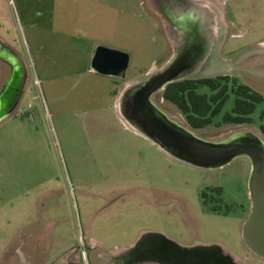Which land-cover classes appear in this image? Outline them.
<instances>
[{
	"label": "rangeland",
	"instance_id": "374dc122",
	"mask_svg": "<svg viewBox=\"0 0 264 264\" xmlns=\"http://www.w3.org/2000/svg\"><path fill=\"white\" fill-rule=\"evenodd\" d=\"M184 1L207 7L213 35L208 62L188 78L230 76L264 95V0ZM156 3L0 0V45L18 61L23 80L21 97L0 122V264H63L82 241L89 264H107L150 233L184 248L216 246L234 264H264L241 236L251 206L249 161L203 168L178 160L127 127L107 105L113 79L90 68L97 46L127 49V73L136 72L128 86L146 78L152 62L150 71L168 62L174 42ZM10 74L0 59V91ZM161 94L153 96L158 107L203 140L240 130L264 139V103L252 124L221 125L234 105L229 94L212 123L193 130ZM99 106L106 110L88 113ZM212 188L222 191L219 213L200 198L206 191L218 200Z\"/></svg>",
	"mask_w": 264,
	"mask_h": 264
},
{
	"label": "water",
	"instance_id": "95a60500",
	"mask_svg": "<svg viewBox=\"0 0 264 264\" xmlns=\"http://www.w3.org/2000/svg\"><path fill=\"white\" fill-rule=\"evenodd\" d=\"M196 9L204 11L202 6L194 5L187 12L195 17ZM210 21L212 23V19ZM205 57L206 53L201 52L195 57L183 58L175 51L161 68L151 71L146 78L135 81L123 90L119 114L132 129L158 143L168 154L194 166L215 168L236 158H246L250 163L247 189L251 206L241 236L247 249L264 259V139L250 130H240L219 141L203 140L169 118L153 100V96L168 84L187 79L198 72ZM0 59L11 67V74L0 95V101L5 97L8 99L0 113L2 119L19 97L23 80L18 61L1 45ZM129 62L128 53L97 46L90 68L97 74L124 80ZM119 260L120 264H234L216 246L184 248L158 233L143 236Z\"/></svg>",
	"mask_w": 264,
	"mask_h": 264
},
{
	"label": "trees",
	"instance_id": "16d2710c",
	"mask_svg": "<svg viewBox=\"0 0 264 264\" xmlns=\"http://www.w3.org/2000/svg\"><path fill=\"white\" fill-rule=\"evenodd\" d=\"M206 87L208 93H198L197 89ZM229 94L234 96V105L231 112L222 116L221 125H250L251 115L256 106L264 103V95L249 86L241 84L236 78L230 76H217L210 78H187L168 84L162 91L161 98L176 107L184 116L186 125L193 129H203L212 123L213 117L218 115L225 105ZM264 137V127H260ZM218 200L208 199L206 191L201 192L202 204L209 211L221 212L218 203L221 201L220 188H212L210 191ZM210 197H213L211 195ZM217 203V206L216 204ZM229 210V209H227ZM226 210L225 213L228 211Z\"/></svg>",
	"mask_w": 264,
	"mask_h": 264
},
{
	"label": "flooded vegetation",
	"instance_id": "af4514ba",
	"mask_svg": "<svg viewBox=\"0 0 264 264\" xmlns=\"http://www.w3.org/2000/svg\"><path fill=\"white\" fill-rule=\"evenodd\" d=\"M156 6L158 7V10L161 12L163 16L162 18L166 20L168 24L170 30V37L174 42L173 53L176 51V53H178L179 56L184 58V57H195L197 56V54H200L201 52H205L206 53L205 58H207L206 62H208L209 54L211 52V48L213 44L211 21L210 22L208 21L209 24L206 25L208 29V33H206L205 37L202 38L198 33L199 32L198 28H196L197 24H195L194 28L191 27L189 32L188 29H186L185 27H181L180 24L182 21L181 19L188 13L186 7L188 8L189 6H191L188 5L184 0H157ZM199 12L200 11L197 9L194 10L195 17L198 19L200 18L202 19V17H200L201 14ZM204 14H205L204 16L207 19H210V17H208L207 14V7L204 8ZM7 100L8 99H6L5 97L4 100L0 101V113L5 107L4 105L8 103ZM88 250L90 249L87 248V245L84 244V241H82L81 245L72 247L70 253L71 255L67 258V261H65L63 264H89V260L87 256ZM115 257L116 255L110 256V260L109 262H107V264H114Z\"/></svg>",
	"mask_w": 264,
	"mask_h": 264
},
{
	"label": "crops",
	"instance_id": "0c3cea01",
	"mask_svg": "<svg viewBox=\"0 0 264 264\" xmlns=\"http://www.w3.org/2000/svg\"><path fill=\"white\" fill-rule=\"evenodd\" d=\"M114 48H117V49H119V50H127L125 47H121V46H119V45H116V46H114ZM134 54V53H133ZM92 55V51L89 53V55H88V60H87V63L89 62V60H90V56ZM135 55V54H134ZM133 55V61L135 60V59H138V55H136V56H134ZM132 61V62H133ZM165 64V63H164ZM131 65H132V63H131ZM154 65V62H152L149 66H148V69L146 70V72H145V75L147 76V74H149L151 71V68H152V66ZM150 71V72H149ZM135 74H136V72H134V73H127L126 74V78L124 79V80H122L123 82L122 83H116V81L118 80V79H115V78H111V79H113V86H112V84H110L109 83V87H108V92H107V94H108V106H110V107H113V110H114V113L120 118V119H122L123 120V118L121 117V115L119 114L120 112H119V106H120V99H121V95H122V93L121 92H123V90L126 88V87H128V83H127V81H128V77H134L135 76ZM8 76H10V75H8ZM9 77H7V79H8ZM5 87V86H4ZM4 87H3V89L0 91V95H1V93L3 92V90H4ZM19 97H21L20 95H19ZM106 110V108H103V107H101V106H99V107H97V108H91V109H88V113H91V114H94V112H96V110L98 111L99 110V112L101 111V110ZM9 117H4V118H2V119H0V122H3V121H5L6 119H8ZM128 127V126H127ZM131 129V128H130ZM1 178V177H0ZM7 223H8V225H9V221L7 220ZM13 227L15 228V226L13 225ZM17 227V226H16ZM126 252V251H125ZM123 253H120L119 255H116V257H115V262H114V264H120V260H119V258H120V256L122 255ZM119 262V263H118Z\"/></svg>",
	"mask_w": 264,
	"mask_h": 264
},
{
	"label": "bare ground",
	"instance_id": "6f19581e",
	"mask_svg": "<svg viewBox=\"0 0 264 264\" xmlns=\"http://www.w3.org/2000/svg\"><path fill=\"white\" fill-rule=\"evenodd\" d=\"M201 15H200V17H202V19L200 18V19H198V18H196V17H192L191 16V14H186L181 20V27H185L186 29H188V32L190 31V28L191 27H195V24H197V27L196 28H198V30H199V34H200V36L203 38V37H205V34L206 33H208V29H207V24H209V22H210V19H207L204 15V11H200L199 12ZM198 13V14H199ZM208 17H210L209 15H208ZM211 18V17H210ZM209 21V22H208ZM188 32H187V34H188ZM128 128H130V125H128ZM132 129V128H131Z\"/></svg>",
	"mask_w": 264,
	"mask_h": 264
}]
</instances>
